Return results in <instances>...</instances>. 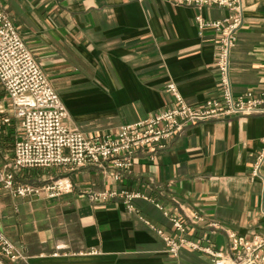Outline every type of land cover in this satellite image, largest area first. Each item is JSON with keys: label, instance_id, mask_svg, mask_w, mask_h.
Listing matches in <instances>:
<instances>
[{"label": "crops", "instance_id": "obj_1", "mask_svg": "<svg viewBox=\"0 0 264 264\" xmlns=\"http://www.w3.org/2000/svg\"><path fill=\"white\" fill-rule=\"evenodd\" d=\"M241 2L233 91L260 97L264 0ZM0 10L64 102L68 125L89 138L115 136L171 108L170 84L193 106L219 97L220 33L201 31L197 18L223 21L232 15L228 8L167 0H0ZM21 136V121L0 86V170H12ZM263 154L264 115L232 116L186 126L156 153L139 151L121 181L97 166L24 170L17 174L22 184L68 178L73 192L49 199L0 190V233L20 256L13 261L0 248V264H214L189 243L228 252V232L264 239ZM104 191L139 194L136 212L121 198L92 200ZM159 231L185 241L177 255Z\"/></svg>", "mask_w": 264, "mask_h": 264}, {"label": "built area", "instance_id": "obj_2", "mask_svg": "<svg viewBox=\"0 0 264 264\" xmlns=\"http://www.w3.org/2000/svg\"><path fill=\"white\" fill-rule=\"evenodd\" d=\"M168 2L202 9L204 7L228 8L232 15L223 21H206L197 18L201 31L212 29L220 33L217 54L219 97L201 106L189 104L176 84L167 87L174 105L166 111L121 128L115 136L89 138L68 125L69 113L54 89L41 65L28 48L11 18L0 10V86L13 105L15 116L21 121L22 136L16 142L15 160L11 171L0 170V190L15 197H40L54 199L73 192L68 178L53 179L43 187H34L18 181L17 174L27 169L60 168L73 171L88 166L103 168L114 181L134 167L141 150L156 153L166 143L175 139L186 126L204 121L232 116L264 115V94L253 93L236 96L231 79V56L238 42V32L244 25V9L241 0H167ZM10 119L6 123H10ZM264 154L260 162L263 163ZM258 172H256V175ZM93 201L124 200L128 211L136 212L133 201L141 198L129 191H104L92 193ZM200 221L199 217L194 218ZM175 227L184 231L181 221L174 220ZM168 249L177 255L181 244L165 237ZM230 248L219 252L212 247L189 243L191 247L210 256L214 264H264V239L256 236L249 240L228 232ZM0 248L6 257L16 261V247L0 233Z\"/></svg>", "mask_w": 264, "mask_h": 264}, {"label": "rangeland", "instance_id": "obj_3", "mask_svg": "<svg viewBox=\"0 0 264 264\" xmlns=\"http://www.w3.org/2000/svg\"><path fill=\"white\" fill-rule=\"evenodd\" d=\"M7 14V13H6ZM49 79V78H48ZM51 82V81H50ZM52 84V83H51ZM73 129V128H72Z\"/></svg>", "mask_w": 264, "mask_h": 264}]
</instances>
